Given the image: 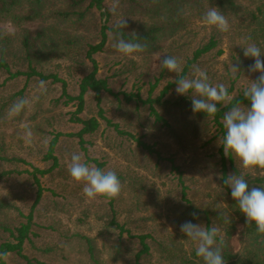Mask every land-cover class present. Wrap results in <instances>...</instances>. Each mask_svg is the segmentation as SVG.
I'll list each match as a JSON object with an SVG mask.
<instances>
[{"label":"rangeland","instance_id":"rangeland-1","mask_svg":"<svg viewBox=\"0 0 264 264\" xmlns=\"http://www.w3.org/2000/svg\"><path fill=\"white\" fill-rule=\"evenodd\" d=\"M34 2L22 0L7 16L0 15V61L5 59L10 69L0 67V244L15 241L3 226L17 228L33 215L23 247L29 260L9 252L0 264H180L182 256L204 264L194 257V243L180 230L188 220L218 226L240 264H263L264 233L239 214L223 176L244 173L255 186H264V176L259 170H245L231 153L224 154L221 143L226 130L214 119H198L186 109L160 105L157 100L183 97L170 84L176 74L163 67L161 58L173 56L184 69L213 38L216 47L191 65L187 77L198 67L214 86L225 85L231 97L255 80L259 73L248 71L254 59L244 56L241 45L255 42L264 52V21L255 18L261 16L258 7L264 9V0H237L234 10L209 0L199 4L178 0L176 12L168 11L165 0H102V7H89L82 20L77 15L67 19L56 15L80 10L71 6V0ZM209 7L226 16L228 32L205 23ZM122 20L127 24L123 29L131 33L170 25L156 45L129 57L113 47L117 40L113 29ZM105 34L102 49L92 57L97 76L108 81L110 90L102 92L101 104L95 93L86 94L78 112V101L68 102L67 96L80 93L83 77L94 69L88 52ZM232 64L241 70L235 77ZM33 69L39 74L28 75ZM42 75H55L58 80ZM41 81L46 93L40 89ZM21 97L29 98L30 106L19 115H8ZM100 109L112 124L100 116ZM92 117L100 123L94 132L85 134L83 141L72 135L83 127L78 118ZM26 130L32 132L30 144L25 143ZM58 133L55 164L46 157ZM74 152L90 166L115 171L122 182L121 195L86 197L83 183L68 171ZM36 168L52 170L35 175ZM191 206L198 219L190 215ZM113 217L125 231L109 225ZM232 223L235 229L228 240L227 225ZM79 235L91 239L94 256ZM140 235L147 236L148 252L142 251Z\"/></svg>","mask_w":264,"mask_h":264},{"label":"clouds","instance_id":"clouds-1","mask_svg":"<svg viewBox=\"0 0 264 264\" xmlns=\"http://www.w3.org/2000/svg\"><path fill=\"white\" fill-rule=\"evenodd\" d=\"M206 24L215 26L220 32H228L230 24L226 16L217 8L209 7L204 14ZM118 27H127L125 20L118 23ZM245 57L253 58L254 63L248 66L250 73H259L255 80H249L243 89V96L250 102L249 105L234 104L223 116V127L226 130L222 138L224 154L238 158L245 170L250 173L259 170L264 176V52L255 42L241 45ZM113 47L121 54L132 57L134 53L143 52L146 45L125 40L118 37ZM170 73L176 74L174 83L176 93L190 96L192 111L203 112L207 117H213L219 112L218 104H230L232 97L225 87L220 84L214 86L207 73L195 68L191 77L183 75L180 61L173 56H163L160 61ZM230 71L235 77L241 72L238 64L230 65ZM40 89L46 93L43 81ZM27 97L15 101L8 115H19L30 106ZM32 142L31 130H26L25 143ZM68 171L72 179L83 183V193L88 198L105 197L115 199L121 195L122 182L113 170H101L84 162L79 153H72L68 163ZM224 184L231 189V195L240 211L245 215L247 223H254L259 233H264V186H251L244 173H229ZM198 219V214H190ZM225 222H229L225 217ZM182 233L195 245V253L203 259L204 264H225L222 243L224 236L221 229L193 223L192 220L183 222L180 226ZM0 259L7 260V253H0Z\"/></svg>","mask_w":264,"mask_h":264},{"label":"trees","instance_id":"trees-1","mask_svg":"<svg viewBox=\"0 0 264 264\" xmlns=\"http://www.w3.org/2000/svg\"><path fill=\"white\" fill-rule=\"evenodd\" d=\"M22 0H0V15H4L7 16L9 13H11L12 8L16 5H18ZM41 0H35L34 3H40ZM89 0H71V6L75 7V8H80V10L77 11H58L56 13V15L60 18L63 19H67L68 17H71L72 15H77L79 20H82L84 18V16L86 15V12L88 11L87 9H89V7L92 6H97V7H102V0H90L89 6H87V8H85L86 3ZM127 1H131V0H127ZM197 2V4L201 3V0H194ZM209 2L213 3L215 2L220 8H229V9H236L239 5L237 0H209ZM165 4L167 6L168 11H173L176 12L174 7L178 6V0H165ZM85 8V9H83ZM171 9V10H169ZM259 12L261 13V16H255V18L259 21H262L261 23H263L264 21V9H261L260 7H258ZM173 15H175L173 13ZM168 16H172L171 13H169ZM260 23V25H261ZM170 25V24H169ZM168 23L167 25H155L152 26L150 28H148L147 30L141 31V32H128L125 29L121 28V27H117L113 29L114 35L116 36V38L118 37H123L125 40H131L133 42H139L142 43L144 45H146V48H151L152 45H156L159 41V37L160 34H162V32L166 31V29L168 30ZM261 35L264 39V23L262 24L261 27ZM105 39H106V34L104 35V38L102 40V42L99 45L96 46H91V50H89L88 52V56L89 58L92 59L93 63H94V69L92 70V72H90L88 75L84 76L81 83H80V93L76 96H71L68 95V102L70 101H78V112H81L84 108V104H85V95L88 93H95V98L98 102V104H101L102 101V92L103 91H109V84L108 81L104 78H99L97 76V67H96V62L92 57V53L96 52L98 50H101L103 47V44L105 43ZM217 45V41L213 38L209 43H207L206 45H204L202 48H199L195 54L194 57L190 60H188L187 64L185 65L184 69H183V75L187 76L188 72L190 70L191 65L204 53L209 52L210 50H212L213 48H215ZM156 50V49H153ZM0 67H4L7 70H10L8 67V63L6 62L5 59H2L0 61ZM20 73L14 74V75H18ZM33 74H39L37 71H35L34 69L28 73V75H33ZM54 78V80H58V77L55 75H42V78L44 79H48V78ZM171 85H176L175 83H170ZM169 88V86L167 87V89ZM230 92V91H229ZM128 100L131 99V96L127 95L126 96ZM149 101H151L152 103H154L153 100L149 99ZM157 102L161 105V104H165L167 103L168 105L171 106H175V107H179L182 109H186L189 111V113H191L193 115V117L198 118V119H214L219 126L224 129L223 127V123H222V119L224 116V113L226 111L229 110V108L234 105V104H243V105H249L250 102L243 96V91L241 92H237L232 96V101L230 104H225L223 106V104H218L217 107L219 108V112L213 116V117H207V115L203 112H199V113H194L192 111V103H191V98L190 97H186L183 96L181 98H178L176 100H174L173 102L166 100V101H160L159 99L157 100ZM165 104V105H167ZM164 105V106H165ZM151 110L152 113H154V115L157 117V119H161L162 117L159 115V113L156 111V109L154 108L153 104H151ZM100 116L104 119H106L108 121V123L112 124V121L110 119H108L104 114H103V109H100ZM79 120V122L82 123L83 127L81 128V130L75 134L72 135H76L77 137H79L81 139V141H83L84 139V135L87 133H92L94 132L100 125L98 119L96 117H92L90 119L87 120H82V119H77ZM117 128L118 126L115 125ZM60 133H58L55 138L52 140L50 149L47 153V159H54L55 160V164H56V157L54 156V148L58 142ZM143 145H145V143L141 142ZM146 146V145H145ZM225 168V167H224ZM51 169H38L36 168L35 171L33 172V174L36 175V172L40 173V174H45L47 172H49ZM226 172V170H225ZM224 180L226 179V175L224 174L223 176ZM260 182H263V179H259ZM250 187L254 185V181H248ZM191 211L193 212V210H196L195 207L191 206L190 207ZM238 212V211H237ZM239 214H243L242 212H240ZM32 212L30 213L29 217H28V222L26 224H22L21 226L17 227V228H11V227H7V226H3L2 228L6 231H9L11 236L14 237L15 241H6L0 244V253H9V252H16L20 255H22L23 257H25L26 259H28V257L26 255L23 254V247H24V243L26 242V240L29 238V234L31 232V222H32ZM244 220V219H243ZM245 221V220H244ZM109 225H111L114 228H118L121 230V232L125 231V228L116 220L115 217H113L110 221H109ZM209 227V226H208ZM235 229V225L229 224L227 225V239L229 240L230 237L233 234V230ZM81 238H83L86 243L88 244V248L89 251L91 252V254L94 256V246L92 244V241L89 237L83 236V235H79ZM141 239V242L143 243V252H148L150 250V246L146 243V235H140L139 236ZM157 247H159L161 250H164V246L161 242H156ZM222 250H223V256H224V261L225 264H240L241 261L240 259L237 258L236 253L233 252L231 246L229 243H226L225 241L222 243ZM194 252V257L199 258L200 260H203L201 257H198ZM29 260V259H28ZM3 261V259H2ZM4 263V261H3ZM180 264H198V262L194 259L191 258H186L184 256L181 257L180 260ZM264 264V263H263Z\"/></svg>","mask_w":264,"mask_h":264}]
</instances>
